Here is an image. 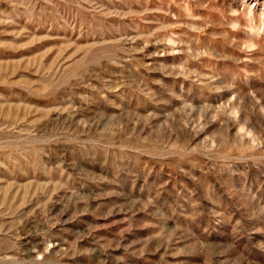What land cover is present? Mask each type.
<instances>
[{
    "label": "rangeland",
    "instance_id": "rangeland-1",
    "mask_svg": "<svg viewBox=\"0 0 264 264\" xmlns=\"http://www.w3.org/2000/svg\"><path fill=\"white\" fill-rule=\"evenodd\" d=\"M0 264H264V0H0Z\"/></svg>",
    "mask_w": 264,
    "mask_h": 264
}]
</instances>
